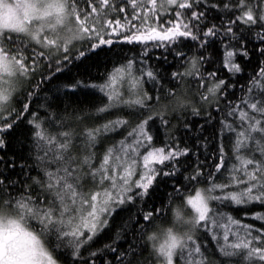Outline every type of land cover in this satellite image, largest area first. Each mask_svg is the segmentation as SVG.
<instances>
[{"label": "snow or ice", "instance_id": "snow-or-ice-1", "mask_svg": "<svg viewBox=\"0 0 264 264\" xmlns=\"http://www.w3.org/2000/svg\"><path fill=\"white\" fill-rule=\"evenodd\" d=\"M151 5L150 8H144L145 0H128V3L134 9L129 19L127 15L124 22L117 19L115 21L103 19L108 12L119 11L125 13L123 6L113 8L112 0H99V10L94 4V0H86L87 11L85 7L80 6L79 0H16L10 3L8 0H0V113L5 112L9 107L10 99L13 92L16 91L18 81L13 79L17 73L20 76H27L33 71L25 52L31 43L45 49V51L37 52L32 49L33 56L31 65H36L39 70V63L42 59H52L56 53L62 54L64 62H71L70 45L74 41L91 42L85 43V47L90 52L104 45H112L113 39L108 37H118L128 44L139 43L144 46L143 55L149 54V42L152 47H158L167 51L172 46L182 43L183 40L199 41L201 47H206L209 43L208 38L223 35L229 40L221 44L224 50V67L230 73L241 72V67L235 62L236 56L248 57L249 53L243 46V41H238L239 47L232 45L231 40H237V34L233 30V25L237 22L245 25L260 24L264 27V0H238L236 5L225 4V9L236 7L240 11L234 20L229 21V26L221 33L219 27L213 25L203 32V36L199 35V22L205 19V12L196 11L194 5L204 3L205 0H160L158 6L157 0H146ZM167 6H176L178 9L175 13L176 19L169 21L170 27H165L163 23H159L160 14L167 10ZM209 7L215 8V4ZM143 8V12H141ZM107 10V11H106ZM186 11H190L191 15L187 16ZM74 20V23H73ZM139 21V24L133 23ZM111 29V31H108ZM131 34H125V33ZM20 39L25 45L24 48H18L16 55H9L4 46V41L9 42ZM258 38L264 42V35L257 34ZM261 56H264V48L260 49ZM176 55L182 57L183 53L176 50ZM76 59L86 58V52L81 50L78 52ZM166 60V57H164ZM203 58L192 62L191 70L185 73H173V79H179L182 76L199 75L201 77V87H205L203 74L199 72V63ZM55 72L62 71L61 58L57 56L55 59ZM133 63L128 61L127 69H117L118 72L127 71L132 78L133 83L129 90V96L126 99L121 92L109 91V85H94L82 81L66 86L69 90L79 88L99 87V91L105 93L107 97V105L98 109V112H105L109 108H117L121 105L128 107L139 106L140 109L151 108L149 101L157 100V97L150 96L143 89L139 76L132 74ZM55 75V73H52ZM149 81L154 84L157 81L156 74L149 70L142 72ZM258 77L264 78V66L259 69ZM216 73L208 74V79L213 81L211 87L207 88L206 94L201 96L205 102L210 97L216 96L218 92H222L227 87L223 79L216 80ZM49 79L50 77H45ZM255 85H260L259 79L254 80ZM39 86V85H38ZM34 95V93H29ZM174 97L177 107H184L185 100L169 93ZM247 107L257 115H250L248 112L240 110L239 118L242 124H246V128L240 131L241 137H247L248 140L255 142L259 134V139L264 141V121L259 117H264V102L249 101ZM29 110V104L25 103L23 111L17 114V119ZM196 112V109L193 108ZM236 108L229 111V115L236 114ZM198 115L199 113L196 112ZM0 119L6 120L5 116L0 115ZM154 118L149 116L143 120L129 133L130 137H134L131 143L121 141L119 150L109 148L104 155L99 167L92 164L94 154L89 152L80 159L74 157L71 153L73 148L72 133L60 132L57 135H51L47 131L42 130V125L30 120L36 129L34 136L38 141L37 148L43 155L37 153L36 159L43 168L42 177H27L26 166L20 167V174L25 179L17 181L13 179L12 172L16 167L14 160H6L0 155V212L8 211L20 217L25 223L30 220H38L43 227L35 232L43 239L47 250L44 248L33 249L31 256L26 258L21 264H59L57 258L53 255L47 245V235L50 229L55 230L57 239H67V243L58 245V247H70L72 256L75 258L76 253L81 251L83 245H88L103 230L109 227V221L113 213L121 207L135 203L139 198L141 201L150 195V189L153 188L157 181L158 175L171 177L176 175L177 170L175 164L179 163V158L189 154L188 148L181 149L179 146L167 149L165 147H152L154 137L146 131V125L150 126V121ZM15 121L0 124V152L6 149L7 141L5 135H10ZM128 121L119 119L111 121L103 125L101 128L86 130L83 135L86 139L87 147H94L97 138L103 133L112 131L122 125H127ZM226 128L232 130V125L226 124ZM150 148L145 155L142 156V171L139 173V179L134 180L132 177L136 174L135 165L137 158L140 157V150ZM223 150L221 149V153ZM261 159L243 158L241 166L235 167L231 172L230 184L211 183L207 188H197L194 194L185 197L186 205L191 209V215L184 212L182 208L175 210L176 222L179 226L176 231L169 227L166 231V239L158 246L154 245V252L159 259V264H174V257L178 258L180 264H202L200 260L194 259L197 254L201 253V247L197 245L195 233L201 228L202 224L207 227V222L211 220L216 227H221L220 221L216 219L218 212L212 206V202L231 203L236 206H248L253 203L264 205V146L261 147ZM220 162L216 164V173H220L225 167L226 162L223 155L220 156ZM170 166L169 171H164L163 167L157 168V165ZM252 166L249 168L248 166ZM54 166V167H53ZM86 166V169H85ZM242 173V177L237 175ZM201 175L197 168L194 175L185 177L189 182L198 181ZM85 177H90L96 183L99 190L86 192L83 189L81 181ZM28 180L32 183L29 184ZM24 184L26 192L16 194L17 183ZM107 182V183H105ZM39 188V192L33 194V186ZM234 187V190L224 192L225 188ZM219 189L224 192L223 195H214ZM180 192V188H175ZM43 196L47 201V206L43 207L40 197ZM59 213L60 219L54 220L53 217ZM222 215V214H221ZM67 217V219H65ZM188 217L189 219H184ZM154 212L148 210L142 215L144 222H153ZM257 221H264V214L256 213L253 217ZM194 220V223H193ZM228 223L237 226L239 232L242 228V235L233 232L232 235L237 236V243H230L221 246L220 251L225 257L241 256L243 260L249 264H255V261L264 262V246H250L253 241H259L260 236H252L253 230L264 235V230L255 228L253 225L243 224L232 216L227 217ZM30 224V223H29ZM31 226V225H30ZM126 227H131L126 224ZM143 227V225H141ZM66 228L70 230H66ZM182 228L181 232L179 229ZM85 230L88 235L85 236ZM215 238V237H214ZM155 240V234L149 237ZM224 240L228 241L229 236L225 235ZM195 245V247H193ZM108 251L117 253L118 248L112 245L105 246ZM131 248V245L129 246ZM92 257L97 255L91 252ZM123 253L115 256L119 264H124L122 259ZM162 258V259H160ZM0 264H5V256L0 252ZM85 264H89L85 261ZM131 264V261L128 262Z\"/></svg>", "mask_w": 264, "mask_h": 264}, {"label": "trees", "instance_id": "trees-1", "mask_svg": "<svg viewBox=\"0 0 264 264\" xmlns=\"http://www.w3.org/2000/svg\"><path fill=\"white\" fill-rule=\"evenodd\" d=\"M256 2L258 3V0ZM79 3L87 11H91L90 8H87L86 0H79ZM157 3L159 6L160 0H157ZM237 3L238 0H205L202 4H195L193 10L205 12V19L199 22V35L202 37L203 32L213 25L219 27L223 33L229 26V21L240 15L238 8L225 9L224 5L234 6ZM94 4L99 10V0H94ZM210 4H215L216 7H209ZM111 6L117 9L119 6H123L126 12L109 11L106 17H102V21L103 19L112 21L119 19L123 23L125 15L130 19L134 12L128 0H112ZM143 7L150 8L151 5L145 0ZM177 10L176 6H167V10L160 14L159 23L170 27L168 22L176 19ZM141 12H143V8H141ZM186 15L190 16L191 12L186 11ZM133 23L139 24V21H133ZM233 30L237 34V40H231L230 43L239 47L238 41L242 40L243 46L249 53L247 58L236 56L235 62L242 69L239 73H230L224 67V50L221 41L229 43V40L223 35L208 38L209 43L206 47H201L199 41L183 40L182 43L172 46L167 51L152 47V42H149L148 56L143 55V45L128 44L118 37L112 36L108 37L114 40L112 45L101 46L94 52L88 51L85 47V43L91 42L83 41L70 53L71 62H64L62 54L58 53L61 58V72H55V60H51L52 64L49 66L46 64V58L42 59L39 63V71L30 72L26 81L21 82L22 89L13 97L9 110L1 114L7 119H0V124L15 121L11 134L4 136L7 147L0 152V155H3L6 160L16 162L12 176L17 181L25 179V176L20 174L22 165L26 166L27 177L43 176V168L36 159L37 153L43 155V152L37 148L38 141L34 136L36 129L32 124H29V121L41 124L42 130L54 136L60 132H70L74 136L81 135L84 130L101 128L114 121L117 116L121 115L120 113L106 115L105 113L114 112H98L100 107L108 103L106 95L99 91L98 87L96 89L69 90L66 86L75 84L77 81L99 86L105 82L111 71L126 66L128 61H132L134 71L140 75L142 68L156 74L155 84L143 76V89L150 96L160 99L159 104L162 103L163 106L169 108L167 113L160 111V114L153 115L154 119L150 121V126L146 125L149 133L154 137V146L165 147L166 150L177 146L181 149H189V154L180 157L179 163L175 164L176 175L171 177L158 175L157 181L150 189V195L143 201L137 198L135 203L118 208L110 218L109 227L98 234L88 245H83L79 254L76 253L75 258L72 256L73 250L70 247H58V245L65 244L64 242H57L52 237H48L47 245L50 250H53V255L60 264H85V261H88L89 264H119L115 256L121 253L124 254L122 257L124 264H128L129 261L131 264H159V259L154 252V245H159L161 235L165 234L169 227L176 230L179 227L174 219L175 210L182 208L185 213L191 215L185 197L194 194L197 188H207L213 182L230 184L232 169L241 166L243 158H262L261 147L264 146V141L259 139V134H254L258 137L255 142L249 141L242 145H235L233 133H222L224 125L234 120L229 115L232 108L237 110L235 117H239L240 110L246 111L250 115H257L247 107L248 102H264V78L257 76L259 69L264 66V56L260 54V49L264 48V42L258 38L257 34L264 35V27L260 24L245 25L237 22L233 25ZM177 49L183 53L182 57L176 55ZM81 50L86 52V58L76 59L75 57ZM201 57L203 59L198 67L199 72L203 74L205 87L200 86L201 77L199 75H185L179 79L172 78L173 73H185L191 70L192 62ZM52 58L56 59L55 56ZM30 62L28 60L26 64H29L31 68L36 67ZM211 72L216 73V80L223 79L227 87L205 102L201 96L206 94L208 86L213 83L211 79H208V74ZM45 77L50 78L46 79ZM257 79L261 81L260 85L253 83ZM170 92L185 100V106L177 107L174 97L169 95ZM29 93H34V95H29ZM155 101L148 103L154 106ZM25 103L29 104V110L17 119V114L23 111ZM193 108L199 113L198 115L193 111ZM134 114L138 113L134 112ZM134 114L128 116V120L132 123L146 120L151 116L149 108H144L139 116ZM259 118L264 121V117ZM80 139L81 137H78L79 143H76L78 141L76 140L71 149L72 155L78 158L81 155L85 157L89 153L87 148L81 146ZM119 139L120 137L116 136L100 135L94 147H91L94 159L100 158L109 148L114 147L115 142ZM81 142L83 143V141ZM221 154L226 164L220 173H216V164L220 162ZM160 167H163L164 171L170 170L167 162L165 166ZM197 168L201 173L198 181L189 182L186 180L185 177L194 175ZM237 175L242 177V173ZM28 183L31 184L32 181L28 180ZM175 188H180L181 191L177 192ZM16 189L18 190L16 194L27 191L25 185L19 182ZM232 190L234 187H229L225 188L224 192ZM32 191L35 195L40 190L34 185ZM224 192L217 189L213 194L223 195ZM40 202L48 203L43 196L40 197ZM212 206L217 209L216 219L222 225L225 224L224 221L227 222L228 216H232L239 220L241 225H253L254 229L264 230V221H257L253 218L258 212L264 214V205L253 203L248 206H236L228 202H212ZM148 210L154 212L151 223L142 220L143 213ZM126 224H130L131 227H126ZM233 232H237V235L243 234L242 228L239 232L237 231V226H233L228 231L216 227L211 220L207 222V227L202 224L198 232L194 234L197 245L201 247V253L197 254L194 259L200 260L202 264H249L239 255L225 257L220 251L224 243L239 242L237 236L232 235ZM223 233L228 234V241L223 239ZM154 234L156 239L150 240L149 237ZM252 236H260V240H254L250 246H264V235L253 230ZM106 245L117 247L118 252L108 251ZM91 252H96L97 255L92 257ZM174 263L180 264L178 258H174ZM255 264H264V262L256 260Z\"/></svg>", "mask_w": 264, "mask_h": 264}, {"label": "rangeland", "instance_id": "rangeland-1", "mask_svg": "<svg viewBox=\"0 0 264 264\" xmlns=\"http://www.w3.org/2000/svg\"><path fill=\"white\" fill-rule=\"evenodd\" d=\"M8 2L15 3L16 0H8ZM73 23H74V20H73ZM13 36H14V41L13 42H9L7 40H5L3 42L5 48L7 49L8 54L10 56L11 55H16L18 48H21L22 49V48L25 47V45L23 43H21V40H23L24 37L21 36L20 39H15V34H13ZM82 43H83V41H74L73 44L70 45L71 52H73ZM32 49H36L37 52H40L39 50L45 51L44 48L36 45L35 43L34 44L33 43L30 44L28 46L26 52H25V55H27L28 57L30 56V58L28 59L30 61H31V58H32L31 56H33ZM56 55L59 56L58 53H56ZM56 55H53V56H55L57 58ZM51 60H55V59L52 58ZM51 60L46 58V60H45L46 61V64H48L49 66H51V64H52ZM26 62L27 61H25V63ZM32 69H33L32 73H35V72L39 71V70H36V67H32ZM117 69H127V65L124 66V67H121V68H116L115 70L111 71V73L106 78L105 82L103 84H101V85H105L107 83L109 85V89H108L109 91H112V92H121L124 95V98H126V99L132 98L128 94L129 93V90H130V88L132 86V83H133L132 78L128 75V72L127 71L118 72ZM140 70H141V72H144L145 71L144 68H142ZM131 71H132V74L134 76H139L140 77V80H141V83H143V79H142L143 78V75H142V73H141V75L138 74V73H136V71H134L133 68H132ZM27 78H28V76H26V77L25 76H20L18 73H17L16 77L13 78V79H16L18 81V86H17L16 91L13 92V95H12V97L10 99V102H9V107H10V104L12 103V101H13V97H15L16 93L22 89V87H20L21 84H22L21 82L22 81H26L25 79H27ZM208 87H211V86H208ZM98 90H99V87H98ZM159 103H160V99H158V101L156 100L154 102V106H151V108L149 109V115H151V117H153V115L160 114L159 113L160 111H165L166 113L168 112V110H169L168 106H163L162 103L161 104H159ZM9 107L5 111L9 110ZM143 111H144V109H140L139 106L128 107V106H124V105H121V106H119L117 108H109L107 111H105V112H114V113H105L106 115H111V114H114L115 115V114H119V113L121 114L119 117L117 116L116 117L117 119H115L114 121L119 120V119H123V120L128 121V124L127 125H122V126H120L118 128H115L112 131L103 132L101 134V135H109V136H112V137H115L116 136L118 138L120 137V139L115 142V146L114 147H111V148L116 149V150H119L121 141H124L125 143H131L132 142V140H133L134 137H130L129 136V133L133 132V129L139 123H141L143 120L136 121V122L132 123V122H130L128 120V116L134 114V112H137L138 113V114H134V115H138L139 116V114L141 112H143ZM3 113H0V115L3 114ZM161 114L163 115L164 113H161ZM231 116L234 118V120H231V121L227 122L226 124L232 125V130L230 131L228 128H226L225 127L226 124H225L222 133L223 134L233 133L234 134L233 140H235V142H234L235 145H242V143H247V142L251 141V140H248L247 137H241L239 135L240 131H242L244 128H246L247 125L246 124H242V121L240 120L239 117H235L234 115H231ZM145 130L148 131L147 126H146ZM83 133H85V130L82 132L81 135H76L77 137L74 136V135H72V143H73V145H74V142L76 140H78V137L79 138L81 137V139H80L81 146L87 148L89 152H91V153L94 154L93 148L91 149V147H87L86 143L84 144V141L86 142V140H85V136L83 135ZM81 141H83V143ZM76 143H79V140L76 141ZM152 147H155L154 144L152 145ZM148 150H151V149L150 148H143V149L140 150L141 155H140V157L137 158V164L135 165L136 174L132 177L133 181L139 179V173L142 171V156L145 155ZM107 151L104 154H102V156H100V158H97V159H94L93 158L92 159V164L94 166H96V167H99V165H100V163H101L104 155L107 153ZM79 158L80 159H83L84 156L81 155V156H79ZM156 167L157 168H160V165H157ZM85 169H86V166H85ZM81 183L83 184V189L86 192H93V191L99 190L97 188V186H96V183L94 181H92V179L90 177H85V179L83 181H81ZM105 183H107V182H105ZM41 205L43 207H46L47 206V204H43V203H41ZM190 211H191V209H190ZM53 219L54 220L60 219V216H59V213L58 212L56 213V215H54ZM65 219H67V217H65ZM29 223H30L31 227L34 228V229H36L37 231H39L43 227V225H41L39 223V221L38 220H35V219L30 220ZM224 223H225L224 225H222L220 223L221 224V227H219V228L221 230L226 229V230L229 231L233 226H236V225H232V224L228 223V221L227 222L224 221ZM66 230H70V229L66 228ZM173 230L176 231V229H173ZM179 230L181 232L183 231L182 228H180ZM87 235H88V233L85 230V236H87ZM225 235H228V234L223 233V239H224V236ZM161 236L162 237H161V240L159 241V244L162 243L166 239V233L165 234L163 233ZM48 237H52L53 240L54 241L57 240V242L58 241H62L65 244L67 243V239H71V238H63V237H61L60 239H57V235L55 234V230L54 229H50L49 230L48 235H47V241H48ZM224 245H227V244L224 243ZM78 254H79V252H78Z\"/></svg>", "mask_w": 264, "mask_h": 264}, {"label": "clouds", "instance_id": "clouds-1", "mask_svg": "<svg viewBox=\"0 0 264 264\" xmlns=\"http://www.w3.org/2000/svg\"><path fill=\"white\" fill-rule=\"evenodd\" d=\"M40 248L47 250L43 239L29 223H25L14 213L0 212V252L5 256V264H21L31 256L33 249Z\"/></svg>", "mask_w": 264, "mask_h": 264}]
</instances>
